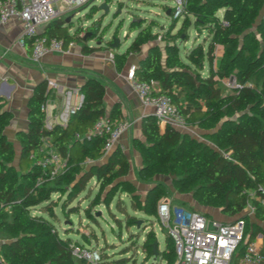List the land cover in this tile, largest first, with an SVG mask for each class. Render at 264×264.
Segmentation results:
<instances>
[{
    "label": "trees",
    "instance_id": "obj_1",
    "mask_svg": "<svg viewBox=\"0 0 264 264\" xmlns=\"http://www.w3.org/2000/svg\"><path fill=\"white\" fill-rule=\"evenodd\" d=\"M221 8L224 9L222 19L217 15ZM168 9L166 7L165 11ZM172 14L171 8L168 16L176 23L179 18H173ZM190 16L194 17L197 30L206 29L209 35L189 50L187 56L196 65L194 70L180 56L176 42L190 23ZM100 26L101 22L96 19L70 32L66 20L58 17L45 26L43 33L63 39L65 45L77 41L84 52L109 49L113 40L103 44L108 29L100 30ZM152 27L147 20L143 23L132 20L130 31L137 33L128 51L139 52L144 44L156 39L158 34ZM161 38L164 53L157 45L151 47L135 68L136 77L159 83L160 92L171 96L188 123L203 129V136L214 145L173 126L160 127L156 118L151 117L142 124V137L132 140L141 156V174L145 177L172 174L177 190L193 191L202 206L219 208L230 217L246 216L247 241H252L262 229L253 223L248 236L249 217L244 211L249 203L255 205V216L264 222V204L257 199L264 197V0H186L181 27L174 34L170 31L161 34ZM89 40L100 44L89 46ZM31 44L32 38L27 36L28 50ZM218 46L222 51L216 61ZM114 59L119 69L125 55L114 54ZM205 61L208 74L202 76L200 71ZM225 79L234 82L227 94L219 85ZM45 82L36 86L29 103L27 129L17 136L21 146L18 165L14 144L4 133L12 112L0 98V264H91L76 258L72 252V243L80 242L68 235L73 232L68 229L71 222L67 221L69 225L63 229L65 234L55 225L58 201L54 195L67 191L63 211L79 213L80 201L73 204V200L81 192H89V181L94 178L100 191L105 190L108 195L114 194L119 187H126L131 209H140L136 187L128 179L131 168L128 156L119 146L106 153L103 148L106 136L92 133L99 118L106 116L110 122H115L121 120L122 115L117 107L106 115L105 85L91 77L81 86L84 101L69 122L65 126L55 124L46 128L41 105L50 92L42 91ZM184 99L192 105L191 109L184 104ZM46 137L66 160L64 170L52 179L36 161L40 156L38 148ZM40 177L44 181L38 183ZM163 196L164 192L157 187L151 189L143 203L145 213L157 216L158 201ZM99 199V195L88 197L87 217H92L91 207ZM103 201L109 204L108 200ZM115 206L127 222L138 223L128 211L125 200L118 199ZM112 216L122 224V218L114 213ZM168 237L164 250L160 251L157 246L156 255L152 240L157 237L153 231L140 245L132 242L131 237L132 244L126 246L122 254L130 249L133 254L114 262L135 261L138 251L142 250L146 260L154 257L164 264H176L174 243L170 245ZM84 240L91 243L85 237ZM244 245L237 248L230 264H239ZM98 249L99 263L103 264L106 250Z\"/></svg>",
    "mask_w": 264,
    "mask_h": 264
},
{
    "label": "built area",
    "instance_id": "obj_2",
    "mask_svg": "<svg viewBox=\"0 0 264 264\" xmlns=\"http://www.w3.org/2000/svg\"><path fill=\"white\" fill-rule=\"evenodd\" d=\"M92 0H0V24H8L17 20L21 24L22 33L19 42L25 46V38H32L31 58L35 62L47 52H63L66 46H73L74 41L67 45L61 38L49 37L43 33L45 26L62 15L77 12L78 8L88 5ZM174 2L173 18H184L186 0ZM161 36H159V39ZM133 90L138 94L144 106L150 107L160 127L167 125L179 130L189 127L186 115L174 103L171 96L157 90L156 81H142L136 77L135 67H131L126 75ZM49 92H54L61 99L60 103L51 106L47 100L41 105L45 114L44 125L51 128L55 124L65 126L72 115L84 101L81 86H67L57 80L47 79ZM234 85L232 79L229 80ZM49 93V94H50ZM127 119L110 122L106 116L97 120L93 134L105 135L104 150L111 151L116 145L122 150L125 146L120 142L122 134L130 128ZM36 161L48 177L64 170L66 160L52 144L49 137L44 138L38 148ZM32 156H36L35 153ZM40 177L38 183L43 182ZM264 204V197H258ZM255 205L249 203L244 211L248 217L254 216ZM157 218L167 229L177 256L176 264H230L237 248L247 240L246 216H239L235 221H223L209 216L198 209L183 205H174L162 200L157 205ZM72 252L76 258L85 259L91 264H100V252L97 248L81 243H72ZM239 264H264V252L255 241H247L239 258Z\"/></svg>",
    "mask_w": 264,
    "mask_h": 264
},
{
    "label": "rangeland",
    "instance_id": "obj_3",
    "mask_svg": "<svg viewBox=\"0 0 264 264\" xmlns=\"http://www.w3.org/2000/svg\"><path fill=\"white\" fill-rule=\"evenodd\" d=\"M106 2L109 6V11L105 12L103 9H100V4ZM165 2L170 6H174L172 0H92L88 5L78 8L79 11L77 14H74L72 20L67 23L70 30L74 31L79 26L85 27L93 23L96 19L101 22L100 30L104 27L108 29L107 33L104 35L103 44H107V41L113 40L114 37L119 39V46L121 49L128 47L132 40L134 39L137 31H130V22L134 20L138 23H143L145 20L153 24L152 30L154 33L158 34V37L153 41H159L162 45L164 44L163 39L160 38L161 34L171 32L174 34L182 25L183 18H179L175 23L172 19H168V15L165 11ZM263 13V12H262ZM69 14H64L61 16L62 19L66 20ZM175 24V26H174ZM144 25V24H143ZM180 25V26H179ZM174 26V28L172 27ZM179 26V27H178ZM99 30V31H100ZM200 31H195L193 25L189 23L183 30L181 35L176 39V42L179 46L180 56L185 62L190 65V69L194 70L196 65L188 58L189 50L193 49L197 43L203 42L206 38L209 37L208 33L202 37ZM152 41V42H153ZM113 42V41H112ZM111 42V43H112ZM91 43L96 44V41L92 40ZM111 47V44L109 45ZM118 46V47H119ZM205 48V47H204ZM220 48V47H218ZM162 52H164L162 48ZM218 55H216L217 57ZM208 74V65L207 62H204V68L200 71V75L207 76ZM229 80L225 79L220 81L219 85L223 89V93L227 94L231 91V85L228 83ZM49 90V83L46 81L42 85V91L47 92ZM179 94H182L179 92ZM184 104L190 109L192 105L184 99ZM195 126V125H193ZM189 130H182V132L188 133L200 140H203L210 145H214L212 141L202 135L203 129H198L193 132H188ZM20 142L15 141V163L18 165V160L20 158L21 146ZM125 150L127 147L125 146ZM26 160V159H25ZM138 157L130 155V172L128 179L135 185L136 193L139 196L140 209L132 210L130 207L127 188L119 187L114 194L108 195L107 192L100 191L99 184L95 179L89 181V192L87 190L81 192L73 200V204L80 201L79 203V213L69 214L64 212L63 201L67 195V191H61L58 195H54L57 198L58 206L56 207L57 218L55 219V225L60 229L62 234H65L63 230L67 224V221H70L71 228L73 232H69L75 241H79L81 244L91 247H98L102 250H106L104 256L103 264H116L114 260L123 257H129L133 254L132 250L126 254H122L123 249L126 246L131 245L129 238H133L132 242L135 244H142L146 236L150 231H153L157 237L159 243L158 249L160 251L165 248V239L168 237V231L164 228L157 216H150L145 213L143 210V203L145 202V196L151 191V189L157 187L159 190L164 192V196L158 201L168 200L174 205H183L192 209H198L202 212H205V206H202L193 191L190 192H180L177 190L174 183V175L172 174H157L152 177H145L141 174V165ZM73 196V194H70ZM99 195V201L96 205L91 207L92 217H87L85 209L88 204L89 196ZM125 200L128 205V211L135 216V220L140 222L139 224L133 225L127 222L125 216L116 209L115 203L118 199ZM106 199L109 201V204L104 202ZM114 213L117 217L122 218V224L120 225L114 217ZM256 218H249L247 231L253 226V221ZM134 223V222H133ZM77 232V233H76ZM83 235V237L81 236ZM84 237L90 240V244L84 240ZM170 245H173V242L168 237ZM155 242V239L152 240V243ZM99 250V249H98ZM125 264H164L163 260L154 259L151 257L149 260H146L143 257L142 250H139L137 253L136 260H129Z\"/></svg>",
    "mask_w": 264,
    "mask_h": 264
},
{
    "label": "crops",
    "instance_id": "obj_4",
    "mask_svg": "<svg viewBox=\"0 0 264 264\" xmlns=\"http://www.w3.org/2000/svg\"><path fill=\"white\" fill-rule=\"evenodd\" d=\"M164 5H167L165 10L166 7L172 8L166 2ZM78 12H71L68 18H73L74 14ZM223 12V8L218 10L217 15L220 19L223 17ZM168 19L172 18L168 16ZM189 19L193 29L198 31L194 25V17L190 16ZM69 31L73 32L70 29ZM21 33V24L17 20H11L5 25L0 24V98L6 101V109L12 112L10 122L4 130L8 140L15 146V141L19 142L18 133L27 129L30 99L39 83L50 78L67 86H82L88 78L93 77L105 85L104 108L106 115L114 107H117L122 119L130 121L131 126L128 131L122 134L120 142L127 147L124 152L129 160L130 155L138 157L141 165L140 153L133 147L132 140L134 137H142V124L153 117L154 113L150 107L142 104L126 75L131 67L139 66L151 47L157 45L162 50L163 45L159 41H151L144 44L139 52L128 51L129 46L125 49H121L119 46L116 49L110 47L109 49L84 52L82 44L74 41V45L66 46L63 52H47L39 62H35L31 58V49L28 50L26 45L23 46L19 42ZM205 33H208V30L203 29L200 35L203 37ZM91 41L87 42L89 46L100 44L99 42L93 44ZM218 47L216 61L219 60L222 51V47ZM114 54L125 55L119 69L116 66ZM155 87L160 90L159 83H156ZM60 101L61 99L54 92L48 95L47 102L51 106L59 104ZM196 127L201 129L198 126L189 125L187 130L193 132ZM205 213L223 221H232L237 218L227 216L219 208L210 206H205ZM253 217L256 218L253 223L262 230L257 232L252 241L257 242L264 252V222L255 215L249 218ZM250 233L251 230L248 236Z\"/></svg>",
    "mask_w": 264,
    "mask_h": 264
},
{
    "label": "water",
    "instance_id": "obj_5",
    "mask_svg": "<svg viewBox=\"0 0 264 264\" xmlns=\"http://www.w3.org/2000/svg\"><path fill=\"white\" fill-rule=\"evenodd\" d=\"M100 9H103L105 12H108V11H109V6H108V4H107L106 2H102V3L100 4ZM170 13H171V8H169V9L167 10L166 14H167V15H170ZM71 20H72L71 17L67 18V19H66V24L69 23ZM118 46H119V39H118L117 37H114V38H113V42L111 43V48H112V49H116ZM42 82H44V81H42ZM80 107H81V106H80ZM153 117H155L154 114H153ZM233 221H235V219H234ZM139 223H140V222L138 221L137 224H139ZM158 243H159L158 239H156L155 242L153 243V247L155 248V253H154L155 255L157 254V246H158ZM246 243H247V240L245 241V244H246Z\"/></svg>",
    "mask_w": 264,
    "mask_h": 264
}]
</instances>
